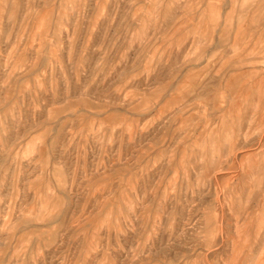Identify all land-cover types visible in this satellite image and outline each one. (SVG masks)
I'll use <instances>...</instances> for the list:
<instances>
[{
  "label": "rangeland",
  "instance_id": "1",
  "mask_svg": "<svg viewBox=\"0 0 264 264\" xmlns=\"http://www.w3.org/2000/svg\"><path fill=\"white\" fill-rule=\"evenodd\" d=\"M0 264H264V0H0Z\"/></svg>",
  "mask_w": 264,
  "mask_h": 264
}]
</instances>
